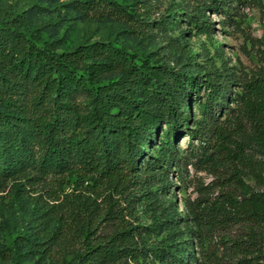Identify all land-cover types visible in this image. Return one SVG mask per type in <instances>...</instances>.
Wrapping results in <instances>:
<instances>
[{
  "label": "trees",
  "instance_id": "trees-1",
  "mask_svg": "<svg viewBox=\"0 0 264 264\" xmlns=\"http://www.w3.org/2000/svg\"><path fill=\"white\" fill-rule=\"evenodd\" d=\"M231 2L195 0L190 21L208 32L205 10L224 11ZM100 3L114 16H136L119 0H79L73 5L80 13ZM19 25L0 17V185L8 177L21 183L57 175L96 195H101L97 189H105L108 200L112 192L121 194L129 206L119 216L110 204L107 212L119 218L118 226L104 235L96 233L89 216L76 233L79 244L64 245L69 250L63 254L70 256L62 264H187L190 258L205 264L207 233L232 225L240 230L225 244L234 264H264V66L241 75L239 91L231 97L230 77H195L151 53L113 41L63 48V39L29 34ZM201 85L205 93L197 101L200 116L192 134L200 141L181 157L173 137L191 119V101L196 102L193 96ZM228 98H234L235 105L221 117ZM148 145L158 148L151 159L146 158ZM189 160L225 168L213 197H185L184 217L172 203L157 213L145 196L140 198L145 212L152 210L151 231L124 219V214L138 218L133 191L138 170L145 193L151 192L157 175L167 190L166 169L171 163L186 168ZM85 197L91 201L90 195ZM185 229L196 236L201 260L190 252L192 241L185 245ZM152 233L159 237L156 241L150 239ZM49 239L47 254L52 244L60 249L65 240ZM27 240L26 246L15 248L17 264H32L33 256L23 254L39 250L36 240Z\"/></svg>",
  "mask_w": 264,
  "mask_h": 264
},
{
  "label": "rangeland",
  "instance_id": "rangeland-1",
  "mask_svg": "<svg viewBox=\"0 0 264 264\" xmlns=\"http://www.w3.org/2000/svg\"><path fill=\"white\" fill-rule=\"evenodd\" d=\"M119 1L136 15L132 20L108 13V8L102 3L92 9L84 8L87 11L79 13L75 8L77 6L73 5H77L79 0H0V17L13 18L29 34H39L47 39L59 37L64 40L63 48H73L94 40L113 41L138 53H151L152 57H159L169 66L187 71L195 77H230L231 97H235L239 91L241 75H250L259 66H264V0H232L224 11L207 8L208 32L197 30L190 21L192 13L196 12L195 0ZM163 18L169 19L168 23ZM143 20L150 22L147 24ZM204 93L201 85L193 96L196 102L191 101V119L173 137L181 157L192 144L200 141L192 134L196 127L195 119L200 116L197 101ZM233 99L228 98L220 110L221 117L229 107L235 105ZM165 128L163 123L161 129ZM157 149V145L146 146V158L155 157ZM190 161L186 168L182 166V169H178L171 163L166 169L169 178L167 190L163 187L161 175H157L151 192L145 193L144 182H141L143 174L138 170L140 175L133 190L137 198L135 210L138 218L136 220L131 214H124V219L138 222L151 231L154 225L152 210L145 212V206L138 204L140 198L145 196L157 213H161L160 207L172 203L184 217L187 214L186 210H182L185 197L191 200L213 197L219 190L220 176L225 168L217 162L198 166ZM162 164L167 165L165 162ZM141 166L138 164L137 168L141 169ZM56 176L48 175L39 181L22 179L21 183L8 177L0 185V264H17L15 248L22 243L25 244L23 247L26 246L29 243L27 237L36 240L34 247L39 249L23 254L24 257L27 254L33 256L32 264H62L70 256L63 254L69 250L66 247L79 244L76 233L86 226L89 216L96 233L104 235L118 226L119 218L107 212L110 204L117 209L116 215L119 216L126 213L129 207L126 197L121 194L112 192L113 196L108 200L104 196L107 192L105 189H97L101 195H96L75 185L73 180ZM56 195H60L59 198L56 199ZM86 195H90L91 201L86 200ZM190 219L191 216H188L187 220ZM239 230L237 225H232L219 226L208 232L203 249L205 264H234L236 259L227 252L225 240ZM151 235L152 241L159 238L154 233ZM61 237L65 240L60 249L52 244L51 253L47 254L48 239ZM182 238L188 247L192 241L190 252L200 259L202 251L198 249L196 236L185 229ZM187 264L197 263L190 258Z\"/></svg>",
  "mask_w": 264,
  "mask_h": 264
}]
</instances>
